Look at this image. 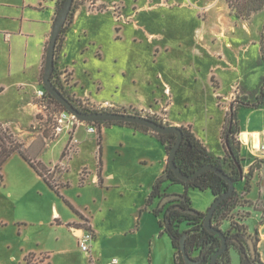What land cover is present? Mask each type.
<instances>
[{"label": "crops", "instance_id": "crops-1", "mask_svg": "<svg viewBox=\"0 0 264 264\" xmlns=\"http://www.w3.org/2000/svg\"><path fill=\"white\" fill-rule=\"evenodd\" d=\"M97 3L106 5V0H97ZM57 7L58 0H0V122L16 131L26 151L31 152L30 156L48 168L60 165L64 160L63 152L68 135L62 134L46 143L40 132L35 135L31 128H36L38 124L35 108L36 90L43 86L46 51L58 14ZM109 12L112 14L110 49L104 52L103 45H100L102 51H99L97 56L101 62L111 61L113 68L108 77L115 79L116 82L110 96H93L91 92H80L69 61L78 59L73 52L74 48L78 47V52L82 53L80 59L87 63L88 60L83 54L86 37L94 39L97 43L96 39L90 36V21ZM138 13L137 6L130 12L123 6L121 13L117 14L114 5L107 6L105 10L95 11L86 4H79L72 21L61 34L62 46L60 51H56L55 68L67 69L72 73L73 83L69 88L73 96L86 99L89 103L105 109H132L143 115L160 116L167 124L191 127L210 153L224 158L227 148L222 139V130L226 114L236 99V93L251 100L255 98L263 75L257 89L252 90L238 85L230 95L220 97L221 83L212 71L209 86L201 88V98L196 103L187 100L189 105L187 104L185 108L195 107L197 114L185 116L182 110L172 112L175 89L163 70L142 69L141 64L134 70H129L130 53L125 47L124 36L119 32L123 34L130 25L138 27ZM217 42L220 46L224 44L231 46L233 43L232 40L227 42V39ZM169 50L168 46L164 48L156 46L157 58L152 64L156 67L159 58L162 57L161 54ZM215 53L222 57L223 49L219 48ZM103 88V81H100L99 90ZM116 89L129 91L133 97L135 96V101L127 103L120 99L114 94ZM210 93L217 99L216 103L211 101ZM221 98H224L222 102ZM238 120L244 176L242 181L236 184L240 201L232 210V217L244 225L251 237H256L257 249L264 264V106L240 107ZM13 124L15 128L12 127ZM113 126L127 128L133 132V137L138 142L141 171L132 175L127 171L125 164L116 165V161L125 157L127 151L124 147L122 151L116 153L111 151L105 153L102 150L103 166L99 172V132L91 134L86 131L80 135L78 153L64 164L63 170L54 172V178L59 182H68L70 186L71 168L76 166L75 163L78 165L76 166L78 186L82 190H87L90 198L76 202L66 193L69 186H62L59 189L62 196L74 205L81 216L75 213L61 196L56 195L42 176L27 162L28 169L34 170L35 175L42 181L44 186L42 194L50 198L48 204L50 212L41 216L38 223L50 230L53 229L54 237L47 240L48 244L43 240L37 242L35 247L27 249L25 258L30 253H36L49 256L46 259L50 264H175L176 250L170 237L169 239L161 237L158 216L153 212L158 203L157 199L147 209L142 210L157 178L168 165L166 148L150 132H143L128 125L112 124L111 127ZM109 128L110 126L102 125V137ZM60 143L62 147L56 154L52 150ZM16 154L18 153L14 155ZM83 170L85 175H82ZM162 188L167 192L168 188H165L164 184ZM213 197L215 198L214 195ZM61 198L63 202L60 201ZM85 220L95 232L91 256L80 249L78 242L80 231L76 228L81 227ZM225 223L227 228L222 229L228 230L231 227L230 220H224L221 227ZM21 224L28 222L21 221ZM24 261L26 262L25 259Z\"/></svg>", "mask_w": 264, "mask_h": 264}, {"label": "rangeland", "instance_id": "rangeland-1", "mask_svg": "<svg viewBox=\"0 0 264 264\" xmlns=\"http://www.w3.org/2000/svg\"><path fill=\"white\" fill-rule=\"evenodd\" d=\"M77 1L79 4H86L92 8L88 0ZM106 5H114L117 14V11L121 13L123 6L128 12L137 6L138 27L130 25L123 34L119 32L124 36L125 47L130 53L129 70H134L139 64L142 69L163 70L175 89L172 112L182 110L185 116L197 114V108H185L187 104L189 105L187 100H193L196 103L201 98V88L209 86L212 71L221 83L220 97L230 95L238 85L252 90L257 89L264 73V61L261 54L264 10L254 13L248 19H243L230 12L226 0H106ZM106 5H99V10H105ZM111 19L112 14L109 12L96 16L90 21V36L94 37L97 43L94 39L86 37L83 54L88 60L87 63L80 59L82 53L78 52V47L74 48L73 52L78 59L69 61V64L74 70L78 89L82 93L91 92V95L101 97L110 96L113 92L116 80L108 77L113 68L111 61L101 62L97 56V53L102 51L99 48L100 45H103L104 52L110 49ZM216 26L221 28H214ZM221 39H227V42L232 40L233 43L231 46L226 44L220 46L217 41L220 42ZM156 46L161 48L168 46L170 50L161 54L162 57L159 58L155 67L152 61L157 58ZM219 48L223 49L222 57L215 53ZM60 49L61 47L58 51ZM55 69L57 87L66 97L76 102L82 109L93 105L86 99L72 95L69 86L73 81L69 70ZM100 81H103L102 90H99ZM114 94L127 103L135 101V96L133 97L127 90L116 89ZM210 95L211 101L216 103L217 99L212 93ZM236 97L241 96L236 93ZM223 99L221 98L220 101L222 102ZM97 108L102 111H118L113 108L105 109L99 106ZM120 110L123 111V109ZM126 112L143 115L132 109H126ZM146 116L156 117L164 122L160 116ZM12 127L15 128V125L13 124ZM31 130L37 135L38 131L41 132V127L36 124V128ZM85 132L86 128L82 126L78 137ZM105 132L106 134L102 137V150L105 153L106 151L116 153L125 147L127 151L125 157L116 161V165L123 163L130 174H139L141 162L138 156V142L133 137V132L119 126H110ZM39 134L42 137L41 133ZM16 135L18 136L17 133ZM18 138L20 139L19 136ZM60 147L62 143L52 151L58 154ZM27 153L30 155L31 152ZM26 165L27 161L16 154L3 167L5 180L0 186V264H27L24 261L27 249L35 247L37 242L43 240L45 244H48L47 240L54 237L53 229L50 230L38 223L41 216L50 212L48 207L50 198L42 194L44 187L42 181L35 175V171L29 170ZM75 165L78 167L76 163ZM76 166L71 168L70 186L66 193L76 202H83L90 196L86 193L87 190H82L78 186ZM164 186L168 188V194L187 193L192 207L199 212H208L215 200L210 190L194 187L187 189L182 183L168 181L164 183ZM156 199L158 203L154 208L162 202L159 198ZM60 201L63 202V199L61 198ZM157 218L159 223L160 217ZM21 221H27L28 224H21ZM221 228H227L226 223ZM161 232L160 227L159 233ZM161 237L169 239L168 233H163ZM160 252L164 254L162 249ZM197 254L198 251H195L194 255ZM230 254L232 264H239L238 251L232 248ZM31 259L34 264H46L48 261L46 255L36 253L31 256Z\"/></svg>", "mask_w": 264, "mask_h": 264}, {"label": "trees", "instance_id": "trees-1", "mask_svg": "<svg viewBox=\"0 0 264 264\" xmlns=\"http://www.w3.org/2000/svg\"><path fill=\"white\" fill-rule=\"evenodd\" d=\"M64 1L65 0H58V12ZM226 2L230 12L238 18L248 19L254 13L264 10V0H226ZM78 6V1L74 0L71 16L63 27L62 32L66 30L67 26L72 21L73 14ZM262 39L261 54L264 61V36ZM62 40L63 38L61 35L57 43V52L62 46ZM55 70L52 75V81L57 86L55 80ZM50 97L58 104H61L51 95ZM262 106H264V74L260 89L255 98L251 100L242 96L236 97L226 114L225 123L222 130V139L227 148L226 156L222 158L213 155L201 142V140L197 138L191 127L181 126L180 128L183 131V141L177 149L174 158L175 164L180 168L181 172L187 176L192 175L203 165L212 164L224 170V172L231 176L235 180L236 184H238L243 179V173L241 171L242 158L240 156L241 143L238 138V134L240 133L238 109L240 107L258 108ZM83 110L102 111L99 110L95 105H90L89 107L83 108ZM118 111L121 110L118 109ZM123 111H126V109H123ZM151 118L162 124H167L164 123L163 120H160L156 117ZM97 124L99 126V172L102 171L103 166L101 132L102 125H128L143 132H150L154 134L165 146L168 153V165L163 174L157 178L142 210L147 209L156 198H159L161 201L168 197L169 199L163 207L158 205L153 209V211L158 217H160L159 223L162 228L161 234L168 233L172 241V245L176 250L174 255L175 264H186L183 252L181 251V241L184 235H186L185 244L187 252L193 258L201 259L199 264H211L213 255L222 246V240L219 234L205 228L204 220L208 212L204 213L195 210L192 207L191 199L187 193L168 194L163 190L162 186L166 181H171L172 183H182L187 189L194 187L200 190H210L216 199L229 189L228 181L222 175L213 170H206L197 177L188 181L180 180L169 165L170 153L177 139L176 135L173 133H158L147 126L128 122L102 121L98 122ZM15 153L20 154L34 168V170L40 176H42L48 186L59 196H61L75 213L81 216V213H79L74 205L68 199L62 196L60 192L59 188L62 186H69V183L57 181V179L54 178V172L49 173L51 168H48L42 162L30 156L26 151L24 143L18 138L16 133L9 126L0 122V186L4 184L5 180L3 167ZM57 167L58 164L55 165V168ZM83 182L84 180L82 178L81 183ZM239 201V196L235 191L217 206L212 215V224L216 229H219L224 233L228 243L227 250L218 256L217 262L219 264H232L230 250L235 248L240 255V264H262L257 249V239L255 240V253H252L249 244V238L251 235L247 233L243 224H240L232 217V210L236 207ZM224 220H230L231 227L228 230H223L221 228V223ZM195 251H198L197 255H194ZM34 255L35 253H30L26 256L25 260L28 264H34L31 259V256ZM48 257L49 256H46V258ZM46 264H50V262L47 261Z\"/></svg>", "mask_w": 264, "mask_h": 264}, {"label": "water", "instance_id": "water-1", "mask_svg": "<svg viewBox=\"0 0 264 264\" xmlns=\"http://www.w3.org/2000/svg\"><path fill=\"white\" fill-rule=\"evenodd\" d=\"M74 0H65L62 7L60 8L57 17L54 21L52 32L50 36V40L48 43L47 51H46V58H45V65H44V73L42 77V83L43 86L47 89V91L56 99L58 100L64 108H66L71 113L75 114L79 119L86 121V122H128V123H136L143 126H147L150 129H152L155 132L158 133H173L176 135L177 139L176 142L172 148V151L170 153V159H169V165L170 168L175 172L177 177L182 181H188L195 177H197L199 174L206 170H213L220 175H222L229 183V189L222 193L219 197L215 199L213 204L208 210L207 216L204 220V226L206 229L210 231H214L217 234L220 235L222 240V246L216 251V253L213 255L211 259V264H219L217 262V258L219 255H221L224 251L228 248L227 239L224 235V233L216 229L214 225L212 224V215L217 208V206L228 196L233 194L236 191V182L235 180L229 176L224 170L212 165L207 164L203 165L200 169L195 171L192 175H184L180 168L175 164L174 158L177 152L178 147L181 145L183 141V131L179 126L171 125V124H162L160 122H157L156 120L152 119L151 117H148L146 115L136 114V113H129L126 111H83L80 110L78 107L74 105V103L66 97L63 92L53 83L52 81V75L55 70V64H56V51H57V43L59 40V37L62 34L63 27L65 26L69 15L72 11ZM243 173V170H241ZM243 177V175H242ZM168 197L164 198L161 202V206L163 207L165 203L168 201ZM186 235L182 237L181 241V251L183 252V256L185 259L186 264H199L201 262V259H195L193 258L186 250V244H185ZM255 240L256 237H250L249 238V244L251 247L252 253H255Z\"/></svg>", "mask_w": 264, "mask_h": 264}, {"label": "built area", "instance_id": "built-area-1", "mask_svg": "<svg viewBox=\"0 0 264 264\" xmlns=\"http://www.w3.org/2000/svg\"><path fill=\"white\" fill-rule=\"evenodd\" d=\"M91 10H99V4L95 0H88ZM115 8V7H114ZM116 11V9H114ZM120 14L119 11H117ZM50 93L42 86L36 90L35 108L37 111L38 124L41 127V135L46 143H49L62 134L68 135V140L64 150V160L57 168L53 167L49 173L63 170L64 164L69 161L79 151L80 139L77 135L79 127L84 126L88 133H97L99 126L94 122H86L79 119L75 114L68 111L63 105L58 104L50 97ZM52 96V95H51ZM53 97V96H52ZM58 101V100H57ZM76 107L83 110L80 105L73 102ZM87 104V103H85ZM85 111V110H83ZM85 170L82 175H85ZM80 231L78 242L80 249L91 256V247L95 238V232L87 220L82 222V226L76 228Z\"/></svg>", "mask_w": 264, "mask_h": 264}]
</instances>
